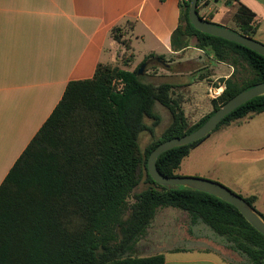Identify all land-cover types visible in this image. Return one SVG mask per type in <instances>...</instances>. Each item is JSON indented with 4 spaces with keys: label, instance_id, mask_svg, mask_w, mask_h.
<instances>
[{
    "label": "trees",
    "instance_id": "trees-1",
    "mask_svg": "<svg viewBox=\"0 0 264 264\" xmlns=\"http://www.w3.org/2000/svg\"><path fill=\"white\" fill-rule=\"evenodd\" d=\"M190 3L181 0L173 51L187 50L195 38L196 48L234 68L221 80L225 89L212 100L213 110L191 124L173 96L174 85L144 82L138 73L142 64L134 71L100 65L92 79L71 82L0 186V264H165L164 254L140 256L137 247L158 211L166 207L186 212L193 225L202 222L223 238L225 246L242 258L235 264H264V235L235 206L206 192L162 186L147 170L148 157L160 143L197 130L232 97L264 83V56L197 30L189 19ZM255 17L240 5L235 17L239 30H231L255 39ZM113 35L127 44L118 29ZM151 58L172 72L164 56L152 54L144 63ZM240 64L251 72L242 83L235 79ZM115 80L124 82L122 92L115 90ZM156 103L172 115L159 137ZM263 112L261 95L226 116L213 132ZM146 119L152 120L150 125ZM146 131L153 139L143 151L140 134ZM210 135L161 154L158 171L178 176L182 161ZM144 177L149 187L135 192ZM243 198L264 219L255 207L257 198Z\"/></svg>",
    "mask_w": 264,
    "mask_h": 264
},
{
    "label": "crops",
    "instance_id": "crops-1",
    "mask_svg": "<svg viewBox=\"0 0 264 264\" xmlns=\"http://www.w3.org/2000/svg\"><path fill=\"white\" fill-rule=\"evenodd\" d=\"M242 4L255 13V39L264 44V0H203L198 12L213 23L229 29L236 25L233 30H239L235 17ZM181 13V0H0V186L71 82L92 79L100 65L134 71L137 50L146 58L152 54L174 57L173 64L180 65L192 62L186 56L194 50L205 53L192 44L183 52L173 51L172 35L181 23ZM114 29L119 30L126 45L115 39ZM123 59L125 66L119 64ZM207 60L210 74L204 78L197 75L192 81L185 77L187 72L172 74L164 67L169 77L178 80L169 83L174 85L173 96L180 100L188 119L197 112L202 118L213 110L207 94L210 84L234 72L233 66L212 55ZM221 69L224 76H218ZM202 82L205 93L201 96L197 85ZM176 88L184 91L183 97ZM205 103L211 104L212 110H206ZM225 129L226 140L218 139L216 144L231 168L242 165L243 174L232 176L240 192L237 194L255 196V207L264 214V112L235 120L212 134ZM212 134L186 158L206 147ZM159 211L186 213L173 207ZM164 225L165 239L172 241L175 223L166 220ZM201 225L204 223H190L187 246L170 247L162 253L165 264H233L204 246ZM196 226L202 230L196 232ZM147 234L151 237V225ZM217 242L225 246L224 239Z\"/></svg>",
    "mask_w": 264,
    "mask_h": 264
},
{
    "label": "rangeland",
    "instance_id": "rangeland-1",
    "mask_svg": "<svg viewBox=\"0 0 264 264\" xmlns=\"http://www.w3.org/2000/svg\"><path fill=\"white\" fill-rule=\"evenodd\" d=\"M222 3L224 2L222 1ZM200 14H202L201 11H200ZM233 29H236V25L233 26ZM196 43H197V40L193 38L191 40V44L193 46H196ZM118 46L121 48H125L124 45L118 44ZM200 54L194 50L191 55H187L186 58L193 59L192 62L188 64L187 63L181 64V65L173 64V62L175 61L174 57L167 58L166 62L167 64H170L173 66V70L171 72L172 74L175 72H179V71L187 72V76L185 77L192 81L193 79H195L197 75L203 77V76H207L210 74L209 66L207 65L209 61L207 60V58H208V55L213 56V54L210 51L206 53H200ZM194 58H196L197 60H195ZM125 59L119 62V64L124 65ZM145 59H146L145 55L139 53L137 50L135 54V60H134L136 67L140 66L141 64L143 65L147 63V62L144 63ZM176 61L180 62L179 60H176ZM225 74L226 73L223 71V69H221L218 72V76H224ZM169 76H170V73L167 72L166 69H164V65L162 64V62L157 61V60H151L146 65L143 73L140 74V77L143 79V81L147 83L161 84V83L169 82V81L178 82V80H174ZM250 76H251V72L246 65L240 64L237 66V70L235 73V79L239 83H242L243 79L248 78ZM221 80H222V77L218 79L219 82H221ZM211 81L213 80L208 79L209 83ZM218 81L216 82L214 81V83L216 84ZM175 90L182 97L184 96V91H182L179 88H176ZM197 90L201 96L204 95L205 82L198 83ZM204 107L208 111L212 110V105L209 103H205ZM154 111L161 116V123L157 128V135H156V137H159L160 135H162L165 129L171 124L172 115L166 107H164L163 105L159 103L155 104ZM194 111L196 110L193 109V112ZM200 118H201V115L199 116L197 112V114L189 117V121L191 124L196 123L197 121H199ZM151 122L152 120L146 119L147 124L150 125ZM226 137H227L226 129L219 133L212 134L211 138L209 139L207 143L208 145H206V147L204 148L201 147L199 151H197L195 154L193 153L191 157L186 158L182 162L181 167L176 172L178 176H195V177L209 179V180L218 182L228 187L235 193H240L238 192V189L234 185L232 176H234L237 172H240L243 174L242 165L236 166V168H231V166L228 165L225 161L226 157L224 156L222 157L221 148L218 147V144H216L217 142L216 140L221 139V138L226 140ZM152 139L153 138L148 131L140 134V147L143 151L150 144ZM220 179L223 180L224 183L220 182ZM148 187H149V184L145 181V177H144L143 180L138 185V187L135 189V192H141L147 189ZM130 202H133V199H130ZM166 220H172L175 223L173 227L174 231L172 232V235H173L172 241H167L165 239V236H166L165 227L167 226H165L164 223ZM190 223H191V219L189 215L186 213L169 214V213H164L163 211H158L156 218L151 224V237L146 233V235L139 242V245L137 247L138 255L161 254L167 249H169L170 247L177 246L179 248H182V247L187 246L188 244L185 240H186L187 234H189L188 228L190 227ZM201 227H203L204 230H202ZM201 227L196 226L194 227V230L196 232L199 230H202L201 232L203 233V239L205 242L203 244L205 247L207 246L211 247V249L220 253V255L222 256L224 260L230 261L233 264L240 262V259L238 258L235 252L227 249L226 246L223 247L220 242H217V240H223L222 238L216 235L207 225L204 224V225H201ZM215 238H217V240ZM217 248H220L219 249L220 251ZM221 250H223L222 251L223 254Z\"/></svg>",
    "mask_w": 264,
    "mask_h": 264
},
{
    "label": "water",
    "instance_id": "water-1",
    "mask_svg": "<svg viewBox=\"0 0 264 264\" xmlns=\"http://www.w3.org/2000/svg\"><path fill=\"white\" fill-rule=\"evenodd\" d=\"M198 1L199 0H191L189 8L190 22L197 30L238 43L264 56V44L260 41L202 18L198 12ZM146 65L147 63L141 66L138 72L139 75L143 73ZM261 95H264V83L255 85L232 97L219 107L197 130L188 135L175 137L160 143L148 157L147 170L152 179L162 186L170 188L182 186L206 192L232 204L254 228L264 235V219L242 196L233 192L228 187L218 182L195 176L167 177L162 175L157 169V160L161 154L173 148L191 144L210 135L226 116L231 114L238 107Z\"/></svg>",
    "mask_w": 264,
    "mask_h": 264
},
{
    "label": "built area",
    "instance_id": "built-area-1",
    "mask_svg": "<svg viewBox=\"0 0 264 264\" xmlns=\"http://www.w3.org/2000/svg\"><path fill=\"white\" fill-rule=\"evenodd\" d=\"M113 86L115 87L116 91L122 92L125 84L122 80H115L113 82ZM224 89H225L224 84H212L209 86L207 94L212 100H215L220 97Z\"/></svg>",
    "mask_w": 264,
    "mask_h": 264
}]
</instances>
